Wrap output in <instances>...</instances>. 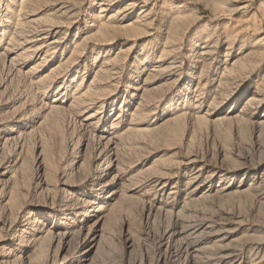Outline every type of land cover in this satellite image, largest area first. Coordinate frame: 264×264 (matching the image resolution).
Instances as JSON below:
<instances>
[{
  "label": "rangeland",
  "instance_id": "rangeland-1",
  "mask_svg": "<svg viewBox=\"0 0 264 264\" xmlns=\"http://www.w3.org/2000/svg\"><path fill=\"white\" fill-rule=\"evenodd\" d=\"M0 264H264V0H0Z\"/></svg>",
  "mask_w": 264,
  "mask_h": 264
}]
</instances>
